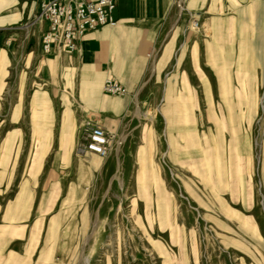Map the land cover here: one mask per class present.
<instances>
[{"label": "rangeland", "instance_id": "1", "mask_svg": "<svg viewBox=\"0 0 264 264\" xmlns=\"http://www.w3.org/2000/svg\"><path fill=\"white\" fill-rule=\"evenodd\" d=\"M239 30L237 56L258 68L244 76L254 91L246 114L231 105L240 76L225 58L217 74L204 62L201 104L187 56L182 105L165 106L171 57L161 77L146 75L106 159L81 153L78 139L66 169H35L37 148L5 138L18 123L1 95L0 262L264 264V25ZM18 78L12 69V105L29 95L14 89Z\"/></svg>", "mask_w": 264, "mask_h": 264}, {"label": "crops", "instance_id": "2", "mask_svg": "<svg viewBox=\"0 0 264 264\" xmlns=\"http://www.w3.org/2000/svg\"><path fill=\"white\" fill-rule=\"evenodd\" d=\"M114 2L116 26H104L84 34L73 52L63 46H53L51 53L43 54L41 36L47 25L29 26L38 12V0H0V96L2 105L9 96V105L17 113L13 122L18 123L5 138L25 139L34 145L35 154L42 160L36 163L37 170L66 169L65 156H71L77 145L81 111L98 114L105 132L120 133L124 118L132 115V99L142 89L146 75L161 77L171 57L176 67L166 80L164 90L167 96L174 91L176 101L171 102L165 94L162 99L165 106L182 105L175 91L187 89L183 65L188 57L195 68L197 102L202 104L198 93L205 83L204 62L217 74L215 65L221 58L232 60V73L240 76L231 88V105L246 114L254 102L253 88L244 76L256 74L258 68L237 56L236 44L245 39L239 28L264 25L263 0H181L180 4L179 0ZM192 20L199 23L198 30L190 28ZM240 59L243 60L239 62ZM12 69L19 77L14 89L23 95L29 94L27 98L16 99L13 105L10 94L6 95L12 88L7 81ZM109 78L125 87L129 95H106L103 84ZM206 84L205 90H208L210 87ZM206 101L211 105L212 97L207 96ZM51 154L63 158L47 161ZM88 161L91 165L96 162L93 158Z\"/></svg>", "mask_w": 264, "mask_h": 264}, {"label": "built area", "instance_id": "3", "mask_svg": "<svg viewBox=\"0 0 264 264\" xmlns=\"http://www.w3.org/2000/svg\"><path fill=\"white\" fill-rule=\"evenodd\" d=\"M114 10V0H38V12L29 26L47 25L41 36L43 54L51 53L53 46H63L73 52L84 34L104 26L117 25ZM190 28L198 30L199 23L192 20ZM103 92L113 97L129 95L125 87L111 78L105 80ZM116 134L104 131L98 114L81 111L78 130L81 153L106 159L112 151L114 140H117Z\"/></svg>", "mask_w": 264, "mask_h": 264}, {"label": "bare ground", "instance_id": "4", "mask_svg": "<svg viewBox=\"0 0 264 264\" xmlns=\"http://www.w3.org/2000/svg\"><path fill=\"white\" fill-rule=\"evenodd\" d=\"M181 3V0H179V4ZM262 101V100H261ZM262 108H264V106H262Z\"/></svg>", "mask_w": 264, "mask_h": 264}]
</instances>
